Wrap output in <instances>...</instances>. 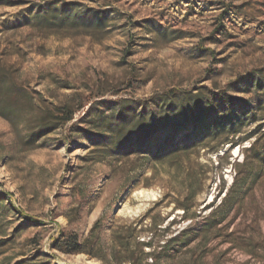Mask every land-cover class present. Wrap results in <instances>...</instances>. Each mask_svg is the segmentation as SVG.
<instances>
[{
	"label": "rangeland",
	"instance_id": "374dc122",
	"mask_svg": "<svg viewBox=\"0 0 264 264\" xmlns=\"http://www.w3.org/2000/svg\"><path fill=\"white\" fill-rule=\"evenodd\" d=\"M0 75L46 106L84 102L81 131L34 143L35 112L0 115V264H264V0H0ZM174 87L227 91L256 117L229 143L98 156L94 101ZM63 231L85 252L54 248Z\"/></svg>",
	"mask_w": 264,
	"mask_h": 264
},
{
	"label": "trees",
	"instance_id": "16d2710c",
	"mask_svg": "<svg viewBox=\"0 0 264 264\" xmlns=\"http://www.w3.org/2000/svg\"><path fill=\"white\" fill-rule=\"evenodd\" d=\"M253 79H258L254 74ZM262 84L259 83V86ZM203 87L192 90L170 88L138 101L129 98L94 101L86 113L90 132L99 134L107 144L98 148V156L131 150L151 154L155 159H163L175 153L188 152L196 140L212 135L224 143L230 136H237L248 119H254L256 112L234 115L233 105L240 102L227 91L205 93ZM77 99L46 106L35 99L19 81L0 75V115L15 121L22 115L36 113L35 123L28 132V143L71 123V130L81 131L75 120L77 111L84 102L75 105ZM245 107V106H244ZM72 136V134H70ZM69 136H65V141ZM156 141L157 144H149ZM153 145V147H151ZM216 149V148H215ZM1 193V192H0ZM187 214L188 206L183 207ZM98 220L92 233L98 229ZM150 243V242H148ZM84 244L76 232H61L54 241V248L64 253L85 252ZM17 264H54L50 256L37 253L24 255Z\"/></svg>",
	"mask_w": 264,
	"mask_h": 264
}]
</instances>
